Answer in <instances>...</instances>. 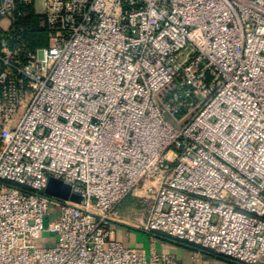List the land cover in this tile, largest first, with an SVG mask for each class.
I'll return each mask as SVG.
<instances>
[{
    "label": "built area",
    "instance_id": "2783aa9c",
    "mask_svg": "<svg viewBox=\"0 0 264 264\" xmlns=\"http://www.w3.org/2000/svg\"><path fill=\"white\" fill-rule=\"evenodd\" d=\"M139 185L135 229L264 264V0H0V264H178L115 238Z\"/></svg>",
    "mask_w": 264,
    "mask_h": 264
},
{
    "label": "crops",
    "instance_id": "0c3cea01",
    "mask_svg": "<svg viewBox=\"0 0 264 264\" xmlns=\"http://www.w3.org/2000/svg\"><path fill=\"white\" fill-rule=\"evenodd\" d=\"M142 190H135L130 194L122 205V212L129 214L127 220L113 223L115 228V238L125 247L136 248L143 251L146 255L150 251L157 254L172 255L178 261V264H191V256L193 249L182 244H176L168 241H160L154 237L148 236L134 228L133 221L135 216H144L146 209L141 203ZM142 219V218H141ZM199 264H235L234 262L225 260L220 257L213 256L208 253L199 255Z\"/></svg>",
    "mask_w": 264,
    "mask_h": 264
},
{
    "label": "trees",
    "instance_id": "16d2710c",
    "mask_svg": "<svg viewBox=\"0 0 264 264\" xmlns=\"http://www.w3.org/2000/svg\"><path fill=\"white\" fill-rule=\"evenodd\" d=\"M21 37L23 42L31 49L46 45V36L43 29L38 26V17L29 12L28 16L21 22Z\"/></svg>",
    "mask_w": 264,
    "mask_h": 264
},
{
    "label": "water",
    "instance_id": "95a60500",
    "mask_svg": "<svg viewBox=\"0 0 264 264\" xmlns=\"http://www.w3.org/2000/svg\"><path fill=\"white\" fill-rule=\"evenodd\" d=\"M45 193L49 196L56 197L62 200H69L74 203L80 202L79 196L71 194V189L69 186L53 178H49Z\"/></svg>",
    "mask_w": 264,
    "mask_h": 264
},
{
    "label": "rangeland",
    "instance_id": "374dc122",
    "mask_svg": "<svg viewBox=\"0 0 264 264\" xmlns=\"http://www.w3.org/2000/svg\"><path fill=\"white\" fill-rule=\"evenodd\" d=\"M141 185V184H140ZM140 185L138 186V188L137 189H140ZM142 194H143V190H142ZM128 197V196H127ZM126 197V198H127ZM125 198V199H126ZM124 199V200H125ZM124 200H122L121 202H120V204L118 205V206H116L112 211H111V218H112V220H114L115 222H121V221H124V220H127V217L129 216V214H126V213H123L121 210H122V205H123V201ZM145 208V207H144ZM146 209V208H145ZM136 218H135V221H133V224L136 226V225H139L140 224V219L142 218L141 217V215H139V216H137V214L136 215H134ZM47 224H48V220H44V222H43V225H44V227H46L47 226ZM49 235L47 234V233H43L42 234V236H41V239H39L38 241H37V246H39V247H43V248H45V247H48V240H49Z\"/></svg>",
    "mask_w": 264,
    "mask_h": 264
}]
</instances>
